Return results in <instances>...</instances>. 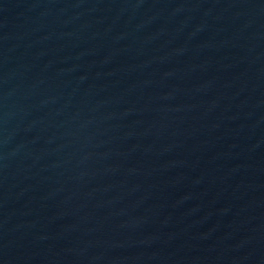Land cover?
Instances as JSON below:
<instances>
[{
	"label": "water",
	"instance_id": "water-1",
	"mask_svg": "<svg viewBox=\"0 0 264 264\" xmlns=\"http://www.w3.org/2000/svg\"><path fill=\"white\" fill-rule=\"evenodd\" d=\"M0 264H264V0H0Z\"/></svg>",
	"mask_w": 264,
	"mask_h": 264
}]
</instances>
